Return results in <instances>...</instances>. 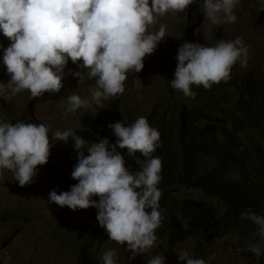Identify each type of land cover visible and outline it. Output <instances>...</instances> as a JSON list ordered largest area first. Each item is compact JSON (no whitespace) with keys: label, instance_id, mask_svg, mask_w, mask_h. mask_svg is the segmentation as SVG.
<instances>
[{"label":"clouds","instance_id":"clouds-1","mask_svg":"<svg viewBox=\"0 0 264 264\" xmlns=\"http://www.w3.org/2000/svg\"><path fill=\"white\" fill-rule=\"evenodd\" d=\"M202 18L224 34L226 27H233V36L210 45L198 43L191 29ZM261 35L264 0H0V115H9L24 95L29 116V109L41 102L44 111L74 120L73 128L56 130L51 138L44 123H26L17 115L6 117L11 123L0 122V171L9 170L0 177V187L13 185L16 193L24 194L0 205V264H29L18 255L54 241L73 249L75 257L70 262L52 254L55 264H226L206 245L235 249L264 264V215L251 207L241 217L256 225L259 242H246V249L235 237L225 242L220 232L189 237L205 221L171 222L166 206L159 203L158 185L165 190L162 158L153 155L161 146V133L146 117L138 115L129 124V111L117 112L108 125L115 143L103 137L92 142L88 127L99 119L94 115L103 112V103L118 95H131L129 104L140 110L151 100L170 108L175 94L195 99L193 85L210 89L231 75L263 71L264 55L254 42ZM145 60L150 64L145 66ZM71 77L78 80L69 85ZM144 77L161 84V90L158 85L150 96L136 97L135 82ZM124 115L127 126L126 120H118ZM110 116L105 112L100 123L106 124ZM53 140L64 142L60 150H52ZM35 183L47 187L44 211L38 194L27 188ZM65 206L73 211L98 209L97 220L106 232L96 236L75 228L58 215L67 212ZM9 209L23 214L9 217ZM49 215L63 239L46 235ZM31 224L37 232L27 240L29 246L11 247L12 235L26 236Z\"/></svg>","mask_w":264,"mask_h":264},{"label":"trees","instance_id":"trees-1","mask_svg":"<svg viewBox=\"0 0 264 264\" xmlns=\"http://www.w3.org/2000/svg\"><path fill=\"white\" fill-rule=\"evenodd\" d=\"M144 64L150 63L145 60ZM192 90L197 93L195 99L175 94L170 108L158 105L156 100L141 110L134 105L132 111L136 114L131 115L129 124L144 116L161 133V146L153 155L162 158L161 182L165 190L158 185L162 190L159 203L166 206L171 222L205 221L189 237H211L220 232L225 242L235 237L246 249V242L257 243L259 238L254 236L256 225L243 219L241 212L251 207L264 215V70L253 68L248 73L231 75L227 82L210 89L193 85ZM130 102L131 97L118 95L103 103V112L96 111L94 115L99 119L90 121L88 126L92 142L102 137L110 143L116 142L108 125L117 118V112L130 110L126 106ZM107 111L111 116L102 125L100 120H105L103 114ZM118 120H126L127 126V116ZM120 151L130 169L136 170L126 151ZM65 208L67 212L58 215L71 220L75 228L96 236L106 232L97 220L98 209ZM7 212L12 218L23 214L10 209ZM192 229L190 226L187 232ZM44 231L52 238H62L51 215L45 217ZM261 247L264 250V244ZM261 263H264V251Z\"/></svg>","mask_w":264,"mask_h":264},{"label":"rangeland","instance_id":"rangeland-1","mask_svg":"<svg viewBox=\"0 0 264 264\" xmlns=\"http://www.w3.org/2000/svg\"><path fill=\"white\" fill-rule=\"evenodd\" d=\"M225 34L223 33L222 29L219 27H216L213 25L210 21L205 20V18H202L199 23L194 25L191 29V33H193V36H196L198 43L200 44H208L210 45L212 41H215L216 39L220 38H226V36L230 37L234 34L233 27H226ZM240 32L244 31L243 29H239ZM249 32H255L254 29L250 28L248 29ZM253 40V38L251 39ZM254 42H256V46L259 48V51L262 55H264V35L256 36ZM78 80V78L71 77L67 83L70 85L71 83H75ZM161 90V84L158 83H151L150 77H144L141 80H137L134 85V91H132L133 95L136 97L139 96H150L152 93L155 92V87H158ZM131 95L127 96L129 98ZM17 98V96L15 97ZM26 96L21 95L17 98L16 104L14 109L9 113V115H0V122L8 121L11 123V120H6V117L17 115L20 118V121H24L26 123H44L47 125L50 129L49 131V137L51 138L52 135L56 130H65L68 129V127L73 128L74 127V120L72 116H62L64 113H58L55 111H44L41 107V102H38L35 104V108H30V116L26 113ZM126 106L130 108L129 112L126 114L134 115L135 113L132 111V106L127 103ZM125 112V111H123ZM24 116H20V115ZM29 117V118H28ZM54 146L52 147V150H60V146L63 141L56 142L55 140L52 141ZM58 153V152H57ZM5 171L9 170H3L0 171V177L4 174ZM39 171V170H38ZM38 173V172H37ZM29 192L31 193H37L38 195L41 194V197H38V205L41 210H46L47 206L44 201V196L47 191V187L41 184L35 183L34 187L27 186ZM16 190L13 185L10 186H1L0 187V205H3L5 202L10 201L11 199L19 196L18 193H16ZM43 198V199H42ZM36 222V221H35ZM27 235L24 236L23 234L16 236V234L12 235V240L9 243V245L15 249H22L29 246V243H27V240H31L32 235L37 232V226L36 225H28L26 229ZM37 250L28 249L24 251L23 253L18 255L19 261H22L23 263L28 262L29 264H55V258L52 256V254L58 256V257H65L70 262L74 261V255H73V249L69 248L67 245H61L58 244L56 241L50 242L48 245L45 243ZM25 246V247H24ZM216 246V245H215ZM215 246L208 247L205 246L210 254L216 258L224 259L226 264H256V261H253L248 258H244L240 256L238 253H236L234 250L231 249L228 250L224 248L223 246H220L218 249L215 248ZM1 256L4 255L0 254ZM59 259V258H58ZM64 264H67L65 261Z\"/></svg>","mask_w":264,"mask_h":264}]
</instances>
